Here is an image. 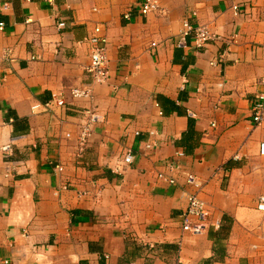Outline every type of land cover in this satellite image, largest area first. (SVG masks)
<instances>
[{"label": "crops", "instance_id": "0c3cea01", "mask_svg": "<svg viewBox=\"0 0 264 264\" xmlns=\"http://www.w3.org/2000/svg\"><path fill=\"white\" fill-rule=\"evenodd\" d=\"M142 1L0 0V264H264V0H160L148 15ZM187 20L211 31L205 48L180 43ZM94 36L104 83L86 72ZM168 160L202 183L201 235L181 226L197 189L157 178Z\"/></svg>", "mask_w": 264, "mask_h": 264}, {"label": "built area", "instance_id": "2783aa9c", "mask_svg": "<svg viewBox=\"0 0 264 264\" xmlns=\"http://www.w3.org/2000/svg\"><path fill=\"white\" fill-rule=\"evenodd\" d=\"M264 6V1H263ZM233 10L236 15H242L245 13V6L243 2L236 3L233 5ZM160 10V0H143L141 4V12L144 15H148ZM129 17V15H126ZM59 28H64L66 22L62 21L59 23ZM185 30L182 35L181 44L185 45L187 36H193V41L196 47L205 48L209 41L213 39L211 31L202 25H193L190 20H187L184 24ZM5 29V23L0 22V30ZM91 43V60L89 66L86 68L87 74L90 76L91 81L94 83H104L109 79V60L107 53V40L105 38L94 36L90 38ZM62 48H58L57 53L61 55ZM10 51L5 53V57L9 55ZM213 65H218L216 62H212ZM1 78V77H0ZM262 89L257 93L254 100V105L252 108V120L257 125L264 124V77L261 79ZM73 95L75 97H90V89H79L76 88L73 90ZM38 108L35 106L34 109ZM97 115L92 116V120H97ZM212 126H216L214 122ZM151 136H154L155 132H150ZM84 138L86 139L89 134L84 133ZM158 146V143L155 141H148L145 144L146 150H152ZM4 153L6 157V175L10 176L15 170V162L8 159L11 155L12 147L10 145L4 147ZM260 154L264 156V142L260 145ZM183 152H178L177 156H183ZM135 161V154L132 150H128L124 157L123 163L125 165H131ZM60 169H63L60 167ZM178 173H184V169L176 160H168L165 164V169L161 170L157 174V178L161 181L167 182L171 185L178 183ZM186 182L188 185L193 186L197 190L193 192H186L187 197V208L181 215V226L182 230L186 233L192 235H201L207 231L211 225V210L207 202L201 197L200 188L202 183L200 179L192 174H185ZM258 210L264 212V194L260 196L257 205ZM218 226V224L216 225Z\"/></svg>", "mask_w": 264, "mask_h": 264}]
</instances>
